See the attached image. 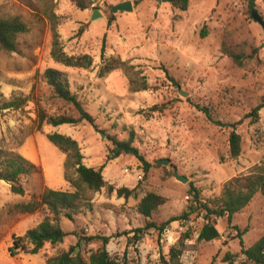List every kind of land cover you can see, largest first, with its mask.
Returning <instances> with one entry per match:
<instances>
[{"label": "rangeland", "instance_id": "1", "mask_svg": "<svg viewBox=\"0 0 264 264\" xmlns=\"http://www.w3.org/2000/svg\"><path fill=\"white\" fill-rule=\"evenodd\" d=\"M123 1L127 0H92L90 8L81 11L70 0H0V18L19 17L29 28L19 38L17 52L0 49V100L12 96L27 99L18 110L0 112V150H13L28 161L30 156L40 159L35 165L39 171L23 180L24 195L12 194L9 184L0 181L1 254L6 252L13 233L35 226L45 213L42 209L21 213L13 208L15 204L31 197L38 199L47 186L74 191L62 175L63 155L47 140L52 133L77 141L86 167L103 166L102 176L107 183L134 193L127 199L105 189L90 194L92 210L78 215V222L63 226L73 231L61 244H45L39 252L45 257L66 249L77 240L73 234L83 232L85 236L108 238L106 250L111 256L126 259L127 264H160V258L167 259L169 249L177 246L181 237L192 238L193 231L202 224L200 217L206 215L221 234L217 247L236 244L234 223L241 230L247 229L244 237L248 243L264 235V198L260 193L230 224L225 217L214 219L213 214L199 210L189 216L191 228L183 231L176 227V220L160 232H131L145 224L136 210L145 194L153 192L166 200L149 219L159 226L187 210L190 203L185 196L193 198L189 190H196L203 202L214 201L228 181L244 184V178L264 160V115L260 114L264 106L255 111L258 105H264V32L250 14L255 9L264 20V0H254L251 9L247 0H189L185 11L163 0H129L132 12H111L108 6ZM94 9L102 17L91 21ZM52 14L57 19L63 50L69 55L88 54L92 58L88 69H68L51 59ZM109 18L113 21L108 26ZM103 38L104 58L126 61L133 67L135 86L146 83L148 89L130 91L127 76L119 69L98 77ZM224 43L232 45L236 53L244 52L242 66L234 65L222 53ZM46 68L67 74L71 92L93 117L94 126L85 121L58 127L39 123L42 111L77 116L68 104L52 96L41 77ZM201 108L208 110L212 121ZM232 128L240 136L241 151L235 159L228 153ZM129 137L150 164L139 181L130 172L135 167L143 171L142 164L131 155L114 157L113 153L111 140ZM163 159L169 163L157 166V161ZM126 167L129 173L123 172ZM174 172L187 182L176 180ZM166 229L171 230L169 239L163 233ZM196 243L191 246V260L187 259L190 264L207 252L216 253L209 264H220L225 258L224 251L218 254L216 245ZM84 247L89 253L96 244ZM187 247L183 246L182 251Z\"/></svg>", "mask_w": 264, "mask_h": 264}, {"label": "trees", "instance_id": "2", "mask_svg": "<svg viewBox=\"0 0 264 264\" xmlns=\"http://www.w3.org/2000/svg\"><path fill=\"white\" fill-rule=\"evenodd\" d=\"M78 10L89 9L92 5V0H70ZM171 5L174 9L185 11L188 8L189 0H163ZM248 8L255 6L254 0H247ZM111 7L112 6H108ZM113 21L109 18L108 26ZM50 30H51V49L50 57L58 64L69 68L88 69L92 65V58L88 54L69 55L63 50L57 32V19L55 15H49ZM29 28L25 22L19 17L0 18V49L7 52H17L19 46V38L28 33ZM204 35V34H202ZM221 51L225 54L234 65L242 66L244 52H235L232 45H222ZM101 65L98 68V77H104L114 70H122L126 76L130 86V91H140L148 89L146 83L140 86H135L136 81L132 77L133 67L126 61H121L119 58H104V38L101 47ZM167 73V72H166ZM42 80L50 89L52 96L56 99L68 104L77 114L73 116L67 112L58 113L56 115H48L45 112L39 113V123L45 122L52 127L61 125L75 126L78 123L85 121L94 126L93 117L84 110L81 102L76 94L71 92L68 76L65 72L54 68H46L42 73ZM131 86H135L131 88ZM26 97L12 96L8 100H0V112L5 110H18L26 103ZM264 105H258L255 111L260 110ZM204 115L212 121L207 109H199ZM47 140L53 144L59 152L65 155L64 161V179L70 184L74 191H61L45 188L39 195L38 199L31 197L27 202L17 203L13 206L14 209L21 213H33L38 210H44L42 220L34 227L28 229L23 235H12L8 253L14 256L18 253L37 254L45 244L54 247L61 244L69 233L61 229L60 222L68 220L74 222L75 218L84 211L92 210L90 194L99 192L105 189L107 193L115 192L117 197L127 199L133 196L134 190L126 188H117L107 183L102 176L103 166L97 169L86 167L83 162L77 141L71 137L52 133L47 135ZM132 137L128 140L119 141L112 139L114 157H118L124 153L135 157L143 166L145 175L147 174L150 164L140 154L139 150L132 145ZM228 153L231 159H235L240 154V136L232 128L228 135ZM111 160V158H107ZM73 171L71 174L70 171ZM39 168L26 160L13 150L3 152L0 150V181H4L10 186V191L14 195L22 196L25 193L23 180L30 175L37 173ZM254 174V175H253ZM193 196V201L196 205H187V210L181 215L170 219L169 221L156 226L149 221L152 213L166 201L164 197L153 192L145 194L138 202L136 210L145 219V224L142 228L131 230L134 235H138L149 229L161 231L169 222L186 219L191 214L199 210H205L207 214H213L214 217H225L228 224L232 218L240 213L242 209L254 198L256 193L264 198V160L260 165L256 166L253 173L244 178V184H239L237 180L228 181L221 192V195L214 201L205 203L199 202L198 193L196 190H189ZM209 204V206H208ZM209 215H206V223L202 224L199 229L198 241L208 243L217 241L220 234L215 227L214 221L210 220ZM235 236L239 240L240 253L238 258L226 255L222 263L224 264H264V235H262L254 244L249 247L243 246L241 235L247 229L240 230L237 226H232ZM76 236V243L69 245L54 255L46 258L45 264H127L126 259L111 256L106 250L108 238L92 235L85 236L83 232L73 234ZM187 235V234H186ZM139 236H135L138 239ZM188 236L180 238L177 246L169 249L168 258L161 257L160 264H180V255L184 246V239ZM95 243L96 248L85 251V245ZM244 256V260L240 257Z\"/></svg>", "mask_w": 264, "mask_h": 264}, {"label": "crops", "instance_id": "3", "mask_svg": "<svg viewBox=\"0 0 264 264\" xmlns=\"http://www.w3.org/2000/svg\"><path fill=\"white\" fill-rule=\"evenodd\" d=\"M132 6H133V4H132ZM63 66V65H62ZM65 67V66H64ZM66 68H68V69H71V68H69V67H66ZM261 115H264V111L263 112H261L260 113ZM69 135V134H68ZM66 136V135H65ZM69 137V136H68ZM61 153V152H60ZM62 154V153H61ZM82 154V153H81ZM63 156H62V158H61V170H62V175L64 174V161H65V155L64 154H62ZM83 156V155H82ZM29 162H31L32 164H34V165H38V163H40V159L38 158V157H34V156H30V158H29ZM82 162H83V164H84V156H83V159H82ZM45 174L47 173V171L45 170V172H44ZM64 178V177H63ZM46 179V178H45ZM47 181V180H46ZM47 188L48 189H52L53 190V188H50L49 186H47ZM253 200V199H252ZM251 200V201H252ZM250 201V202H251ZM249 202V203H250ZM248 203V204H249ZM247 204V205H248ZM246 205V206H247ZM245 206V207H246ZM244 207V208H245ZM243 208V209H244ZM243 209H242V211H243ZM242 213V212H241ZM232 220H234V218H232ZM232 220H231V222H232ZM75 221L76 222H78L76 219H75ZM69 223H70V225H71V222L70 221H68V220H62L61 222H60V226H61V229L64 231V232H67V233H69V232H71V231H73L72 229H70V230H67V229H64V227L68 224L69 225ZM37 225V224H36ZM35 225V226H36ZM64 226V227H63ZM234 226H237V224L236 223H234ZM33 227H34V225H33ZM240 230H241V227L240 226H237ZM30 228H32V227H28V228H25L23 231H19V230H17L15 233H13L14 235H17V236H21V235H23L28 229H30ZM245 229V228H244ZM243 230V229H242ZM247 232V231H246ZM243 233L242 235H241V240H242V243H243V246H245V247H249V246H251L252 244H254V243H248V242H246V240H245V234H247V233ZM12 234V235H13ZM11 235V236H12ZM221 235V234H220ZM10 241H11V237H10ZM196 241H198V240H195V238L194 237H192L191 239H188V241L187 242H185L184 243V248L185 247H187V249H184L182 252H181V255L179 256L180 257V259H181V261H180V264H190L189 263V259L191 260V258H192V250H191V246H196ZM76 242L74 241V243L73 244H71V245H74ZM215 243V244H214ZM219 243V240H217V241H212V242H208V243H205V244H212V245H216V244H218ZM9 245H10V243H9ZM9 245L6 247V252L4 251L3 252V254H1L0 253V264H45V260H46V258L47 257H45V256H43V255H41V254H39V252L37 253V254H33V255H31V254H28V255H26V254H23V253H18V254H16V255H14V256H11V255H9V253H8V247H9ZM218 245H216V247H217ZM217 250H219V253L218 254H221V255H223V253H222V251H224V256H226V255H228V256H234L235 254H237V253H240V244H239V240L238 241H236V244H234V243H228V244H225V245H220L219 244V247H217L216 248ZM216 250V251H217ZM41 253V252H40ZM210 252H207V253H203V255H201V257H199L198 258V260L197 261H195V264H196V262H198L200 259V261H199V264H209V262H210V260H211V258L216 254H209ZM195 256H198V252H196V255ZM188 259V260H187ZM222 263V262H221ZM220 263V264H221ZM219 264V263H218Z\"/></svg>", "mask_w": 264, "mask_h": 264}, {"label": "water", "instance_id": "4", "mask_svg": "<svg viewBox=\"0 0 264 264\" xmlns=\"http://www.w3.org/2000/svg\"><path fill=\"white\" fill-rule=\"evenodd\" d=\"M160 2V0H159ZM111 12L115 13V12H125V13H129L132 12V2L127 0V1H123L120 2L118 4H115L111 7ZM252 19L261 27V29L264 32V20L262 19V17L260 16V14L257 12V10L253 9L250 12ZM102 17V14L99 10L94 9L91 12V16H90V20H96ZM264 46V43L263 45ZM178 93L181 94L182 96H186L185 93L181 92L180 89H178ZM100 134L101 137H103V134L101 132H98ZM169 163V161L167 159H163V160H159L157 161L156 165L157 166H166ZM174 177L176 178V180L182 182V183H186L187 182V178H185L184 176H178L176 172H174Z\"/></svg>", "mask_w": 264, "mask_h": 264}, {"label": "built area", "instance_id": "5", "mask_svg": "<svg viewBox=\"0 0 264 264\" xmlns=\"http://www.w3.org/2000/svg\"><path fill=\"white\" fill-rule=\"evenodd\" d=\"M129 168L128 167H126V168H124V170H123V172L124 173H129ZM132 171L130 172L131 174H135V177H136V180L137 181H139V180H142V178L144 177V172L140 169V168H134V169H131ZM185 200L188 202V203H190L191 205H196V202L195 201H193V198L191 197V196H185ZM199 202H202V203H205V202H203V200H201V199H199L198 200ZM190 218L188 217V218H186V219H181L180 221H176V227L179 229V231H183L184 229H188V227H190V225H192V222H190V220H189ZM214 219H217L216 217H214ZM200 220H201V223L202 224H204V223H206L207 222V220L203 217L202 218V216L200 217ZM201 224V225H202ZM191 228V227H190ZM199 229L200 228H197V229H195L194 231H193V233H192V237H194L195 238V240H197L198 239V235H199ZM177 232V231H176ZM164 235L166 236V239H169V234H171V230L170 229H166L164 232ZM188 239L189 238H186V239H184V241H183V243H185V242H187L188 241ZM240 259L241 260H244V256H241L240 257ZM221 264H224V263H221Z\"/></svg>", "mask_w": 264, "mask_h": 264}]
</instances>
